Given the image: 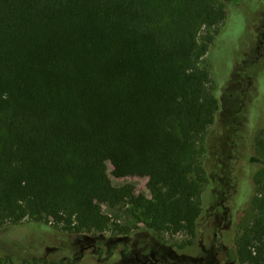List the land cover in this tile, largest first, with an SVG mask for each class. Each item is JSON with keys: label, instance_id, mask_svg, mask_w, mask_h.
<instances>
[{"label": "trees", "instance_id": "1", "mask_svg": "<svg viewBox=\"0 0 264 264\" xmlns=\"http://www.w3.org/2000/svg\"><path fill=\"white\" fill-rule=\"evenodd\" d=\"M238 3L0 0V229L37 223L115 236L137 228L113 221L106 204L126 206L158 238L195 236L203 141L219 109L201 62ZM257 34L264 42V26ZM254 153L252 183L238 177L223 199L230 226L221 241L242 264H264V129ZM106 160L114 174L146 175L149 196L112 185ZM247 205L252 220L237 233Z\"/></svg>", "mask_w": 264, "mask_h": 264}, {"label": "rangeland", "instance_id": "2", "mask_svg": "<svg viewBox=\"0 0 264 264\" xmlns=\"http://www.w3.org/2000/svg\"><path fill=\"white\" fill-rule=\"evenodd\" d=\"M262 26L264 0H239L230 19L227 15L218 26L219 35L201 62L211 73L209 87L219 99V109L203 141L202 163L207 180L195 236L178 231L158 238L134 220L126 206L102 204V211L113 221L137 228L126 235L113 236L108 231L71 235L37 223L8 226L0 229V258L4 264H22L23 260L34 264L30 255H43L47 262L57 264H63V259L64 264H242L234 248L221 241L222 233L230 226L227 202L223 199L230 196L238 177H246L252 183L259 168L249 157L255 154V135L264 129V42L255 35ZM245 66V71L238 73ZM230 68L233 69L227 72ZM105 165L112 185L131 184L136 193L149 196L146 175L114 174L109 160ZM240 187L239 197L243 199L249 187L244 184ZM252 217V209L247 205L236 215V232L249 224ZM118 240L124 245H117ZM22 246L29 253L22 252Z\"/></svg>", "mask_w": 264, "mask_h": 264}, {"label": "flooded vegetation", "instance_id": "3", "mask_svg": "<svg viewBox=\"0 0 264 264\" xmlns=\"http://www.w3.org/2000/svg\"><path fill=\"white\" fill-rule=\"evenodd\" d=\"M219 207L222 208L223 206L220 205Z\"/></svg>", "mask_w": 264, "mask_h": 264}]
</instances>
